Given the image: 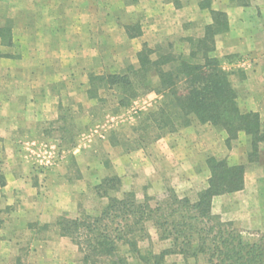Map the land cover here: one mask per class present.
<instances>
[{
    "label": "crops",
    "instance_id": "crops-1",
    "mask_svg": "<svg viewBox=\"0 0 264 264\" xmlns=\"http://www.w3.org/2000/svg\"><path fill=\"white\" fill-rule=\"evenodd\" d=\"M44 1L45 7L42 1L30 0L33 4L31 7L39 12L43 10L48 13H55L57 10L62 12V6H51L48 0ZM200 2L201 0H136V3H126L124 22L114 16L110 18L108 24L90 25L89 29L99 33L92 35L90 47L94 50H90L89 61L108 60L103 58L108 57V54H102L101 57L97 48L107 45L116 49L117 34H121L123 40L133 47L131 57L136 56L143 45L154 48L166 38L169 41L185 43L188 38H201L205 28L213 22L211 12H221L225 15L226 27L214 36V50L211 56L217 58L223 70L229 73V81L237 94L239 109L243 112L257 113L264 126V0H211L210 6L205 8L199 6ZM96 10L99 11L98 8ZM70 27L68 24L47 23L43 28V25L36 23L33 28L36 47L44 45L48 51L47 63L62 64V72L50 71V66L46 72L39 70L37 64L39 55L36 51L29 56L32 63L30 70H0V210L14 203L5 195L35 191L33 170L21 168L19 162L18 165H10L12 159L19 157L17 144L22 142L25 144L28 141L34 144L36 140L30 137L37 136L38 132L35 131L38 126H42L41 123L53 125L57 121L59 111L64 105L63 99L69 95L68 90H64L68 82L70 85L76 80L81 81L82 85L78 84L79 82L74 85L75 91H80V88L81 90L85 88L86 83L89 84L88 80L86 81L89 75H86L83 67L76 66L71 74L65 69V65L71 61L83 62L86 55L79 48L85 41V36L71 34ZM130 27L136 28L139 34L128 36L126 31ZM41 31L46 33V38L42 40L43 44L38 43V34ZM76 31L84 32L86 26L79 25ZM0 45L5 46L3 43ZM130 61L135 62L137 59L130 58ZM12 62L19 63L20 60ZM59 79L66 82H60ZM147 94V97L159 98L154 92ZM215 139L217 143H214ZM226 139L224 131L209 124L193 122L190 126L161 137L148 146L139 165L145 168L146 179H154L159 176L161 160H165L167 175L172 177L171 184L178 196V192L187 195L189 189H195L197 193L207 187L209 171L206 159L209 157L226 160L230 165L243 166V189L214 197L212 208L223 221L232 222L242 233H264V143L259 144L255 160L249 162L251 152L249 137L240 133L237 136L238 141L230 146H227ZM80 152V148L75 147L72 154L78 158ZM58 153L53 145L48 162L51 163L50 160L54 157L57 160L64 157L63 155L60 157ZM109 153L115 154L109 157L112 174L121 177L124 174L123 169L128 168L125 164L130 162L132 156L118 155L116 147L111 144ZM48 167L49 169L53 167L52 163ZM84 171L81 170L82 176L85 174ZM57 176L60 177V174ZM57 176L53 171H45L42 175L45 177L43 186L52 195L45 201H33L28 198L17 201L18 212L11 216L13 218L9 221L47 224L62 213L74 212L72 205L57 203L52 196L58 191L81 189L82 187H79L82 185V179L79 177L80 179L67 183ZM59 245L60 242L46 238L45 241L38 243V247H34V259L39 264H54V254L60 249ZM9 246H12V243H9ZM75 257L74 254L70 256L66 264H75ZM165 261L185 264L179 255L167 256ZM194 261L192 258L187 259L186 264H194ZM196 262L207 264L200 258Z\"/></svg>",
    "mask_w": 264,
    "mask_h": 264
},
{
    "label": "trees",
    "instance_id": "trees-1",
    "mask_svg": "<svg viewBox=\"0 0 264 264\" xmlns=\"http://www.w3.org/2000/svg\"><path fill=\"white\" fill-rule=\"evenodd\" d=\"M210 3L201 0L199 6L209 7ZM211 16L213 22L205 28L203 37L185 40L187 54L174 50L171 43L154 48L143 45L136 53V66L128 65L123 73L90 74L88 93L93 90L92 97L96 98V88L113 89L118 93V106L126 107L139 96L154 92L159 96L157 105L135 129L140 141L150 131L156 133L153 140H158L193 122L209 124L225 132L227 146L240 133L248 136L249 162H253L259 144L264 143V126L257 113L239 109L229 73L211 56L214 36L226 27L223 13L214 11ZM126 33L139 34L134 27ZM0 41L11 44L8 25L0 27ZM151 75H155V83ZM206 166L207 187L196 194L194 201L179 197L171 189L160 200L145 196L139 201L132 192L111 196L109 192L119 191L120 179L115 175L105 177L94 188L97 196L106 199L102 209L95 215L56 218L57 235L77 247L84 264H130L129 259L136 264H167L165 258L170 255L181 256L185 264L187 259L196 261L199 257L207 264H264V235L255 242L245 241L232 222L223 221L212 208L214 197L243 189L244 167L213 157L206 159ZM149 226L157 240L169 246L155 252ZM144 242L145 250L140 247Z\"/></svg>",
    "mask_w": 264,
    "mask_h": 264
},
{
    "label": "rangeland",
    "instance_id": "rangeland-1",
    "mask_svg": "<svg viewBox=\"0 0 264 264\" xmlns=\"http://www.w3.org/2000/svg\"><path fill=\"white\" fill-rule=\"evenodd\" d=\"M39 1L44 3V7L46 6L44 0ZM127 1L48 0V4L51 6H62V12H57V10L55 13H48L45 10L39 12L36 8L31 7L33 4L30 0H0V27L9 26L11 39L10 45H0V70H30L32 63L29 56L31 53L35 54L36 51L39 55L37 63L39 70L46 72L50 66V71L62 72V64L47 63L46 55H48V51L44 45L36 47L35 32L33 31L36 23L43 25V28H45L47 23L68 24L71 26V34L81 37L85 36V41L79 46L81 51H84L86 54L83 57L84 61L80 63H73L72 61L67 63L65 69L68 70V74H71L76 66L83 67L86 75L123 73L128 65L136 66L137 61H130V58L132 60L136 59V56L133 57L132 55L131 57L130 55L133 47H130L123 40L121 34H117L116 49L114 47L109 48L107 45L97 48L101 57H103L102 54H108V57H103L108 60L104 62L89 61V58H91L90 50H94L90 47L93 39L92 35L99 33L96 31L94 33V31L89 29L90 25L108 24L110 18H114V16H117L119 20L124 22ZM41 3L39 4L41 5ZM97 8L99 11L96 10ZM79 25L86 26V31H76ZM79 32L80 34H78ZM38 37V43L43 44L42 40L46 38L45 31L39 32ZM166 43H171L177 52L188 53V45L184 41H169L166 38L159 44L165 45ZM134 48H136L135 45ZM97 49L95 52H97ZM9 60H20V62L17 63ZM14 63L18 65L15 66ZM150 79L152 83L156 82L155 75H151ZM61 80L60 82H66V80ZM80 82V80H76L74 83H70V85L68 82V86L64 87V90H68L69 95L65 92L67 95L63 99L64 105L59 111L57 121L53 125L41 123L42 126L39 125L35 131L36 133L38 132L37 136L30 137V139L36 140V142L33 141L34 144L29 143L30 141L25 144L24 142L17 144L19 146V157L14 160L12 159L10 165H18L17 163L19 162L21 168L33 170L35 191L5 195V197H8L14 203L0 210V264H39L34 259L35 257H33L34 247H38V243L45 241L46 238L60 242V249L54 254V264H66L70 260L68 258L73 254L76 256L74 259L75 264H84L81 262L82 254L78 251L77 247L68 238L57 235L54 222L58 217L75 218L82 213L95 215L106 204V199L97 196L94 188L103 178L113 176L109 157L115 154L109 153V144L116 147L118 155L132 156L130 157V162L125 164V167L128 168L123 169L124 174L121 177L115 175L120 179V187L118 192H109L111 196L120 197L122 193L132 192L139 201L143 200L145 196L160 200L165 197L168 189L174 191L171 184L172 177L167 175L168 170L165 160H161L159 176L154 179H146V170L139 165L145 149L157 140H153L156 133L150 131L140 141V133L136 132L135 129L138 127L143 116L155 108L159 98L156 99L154 96L147 97L148 94H146L132 100L126 107H119L117 104L118 93L115 90L96 88L95 94L97 97L93 98L94 91L91 90V93H88L89 84L87 85V83L84 89L81 90L80 88V91L74 90V85L80 84ZM169 134H164L162 138ZM237 141V139L231 141L230 145H234ZM214 143H217V139L214 140ZM53 145L56 152H59L60 157L62 155L64 157L58 160L55 157L51 159L50 162L53 167L49 169L44 164L48 161V157L51 156ZM75 147H79L81 151L78 158L72 154ZM52 155L54 154L52 153ZM27 156L31 157V159ZM138 165L139 168H137ZM81 170H85L83 176L81 175ZM45 171H53L56 173V176L60 174V177H57L67 183L74 182L79 177L82 179V185L79 187H82L81 189L58 191L54 192V196H52L57 203L65 206L72 205L74 212L62 213L54 217L47 224L39 222L24 223L21 221L10 222L9 220L13 218L11 216H15L18 212L16 208L17 201H21L24 198L32 199L33 201H45L52 195L43 186L45 177H42V175L45 174ZM147 189H150V191ZM178 193L179 197H184L183 195H185L194 201L198 192L196 193L195 189H189L187 195L185 193ZM213 212L215 213V211ZM3 220H5L6 224H4ZM42 225H47L48 227L42 228ZM149 232L155 252L169 246L168 242H159L157 240V236L151 226H149ZM262 235L264 233L241 232L242 238L247 242H255ZM12 237L14 241H12ZM60 238H63V240H60ZM9 243H12V246H9ZM140 247L145 250L147 243H141ZM121 252L125 254V249H121ZM199 258L200 260L203 259L202 257ZM128 262L136 264L131 259ZM171 263L173 261H169L167 264ZM196 263L194 261V264ZM97 264L107 263L101 262Z\"/></svg>",
    "mask_w": 264,
    "mask_h": 264
},
{
    "label": "built area",
    "instance_id": "built-area-1",
    "mask_svg": "<svg viewBox=\"0 0 264 264\" xmlns=\"http://www.w3.org/2000/svg\"><path fill=\"white\" fill-rule=\"evenodd\" d=\"M51 163H49L48 161L47 162H45V166H49Z\"/></svg>",
    "mask_w": 264,
    "mask_h": 264
}]
</instances>
